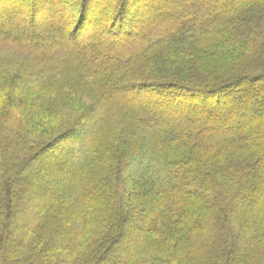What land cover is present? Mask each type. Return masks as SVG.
Segmentation results:
<instances>
[{
    "label": "trees",
    "instance_id": "obj_1",
    "mask_svg": "<svg viewBox=\"0 0 264 264\" xmlns=\"http://www.w3.org/2000/svg\"><path fill=\"white\" fill-rule=\"evenodd\" d=\"M0 264H264V0H0Z\"/></svg>",
    "mask_w": 264,
    "mask_h": 264
},
{
    "label": "rangeland",
    "instance_id": "obj_2",
    "mask_svg": "<svg viewBox=\"0 0 264 264\" xmlns=\"http://www.w3.org/2000/svg\"><path fill=\"white\" fill-rule=\"evenodd\" d=\"M129 97V95H128ZM86 134V131H79L76 135L68 138L67 140L60 143L58 146L54 147L52 149L54 157H62L65 156L67 153L74 154L76 153L80 146V141L82 138H84V135ZM38 168V165L35 164V169ZM38 171V170H37Z\"/></svg>",
    "mask_w": 264,
    "mask_h": 264
}]
</instances>
